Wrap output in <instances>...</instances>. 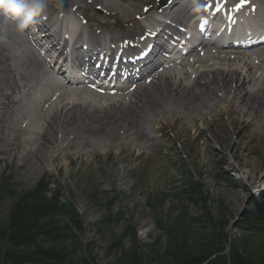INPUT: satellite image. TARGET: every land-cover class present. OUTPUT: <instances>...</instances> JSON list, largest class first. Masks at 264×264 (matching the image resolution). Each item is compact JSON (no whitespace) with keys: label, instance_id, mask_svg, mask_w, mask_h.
I'll use <instances>...</instances> for the list:
<instances>
[{"label":"rangeland","instance_id":"obj_1","mask_svg":"<svg viewBox=\"0 0 264 264\" xmlns=\"http://www.w3.org/2000/svg\"><path fill=\"white\" fill-rule=\"evenodd\" d=\"M17 77L0 73V119L16 110L9 101L20 99ZM222 109L207 123L181 125L179 137L163 131L150 152L84 155L72 145L47 169H40V152L31 153L37 140H23L24 133L5 140L2 129L10 126L0 120V225H9L17 199L39 184L60 208L30 244L5 243L9 257L0 264H179L227 257L233 248L264 263V222L246 220L264 198V136L257 137L255 122L245 128L236 109L226 111L229 118ZM198 186L204 201L194 194Z\"/></svg>","mask_w":264,"mask_h":264},{"label":"bare ground","instance_id":"obj_2","mask_svg":"<svg viewBox=\"0 0 264 264\" xmlns=\"http://www.w3.org/2000/svg\"><path fill=\"white\" fill-rule=\"evenodd\" d=\"M54 1L46 0V8L52 11L68 10L69 4L79 10L82 7L88 8L92 3L96 6H105V10L113 8L125 21H128L132 14L130 10H137L133 6L144 0H59L58 4ZM186 2L188 0H175L164 11L165 15L177 23L189 24L194 9ZM53 4L54 7H52ZM66 14L69 13L64 12L62 16ZM153 15L154 13H151L149 17L142 20L143 27L155 24ZM258 15L261 19L263 18L264 8ZM62 16L50 14L44 18L43 21L47 24L48 30L43 33L44 38L41 39V43L55 42L62 27H58L56 36L51 35V28L54 21ZM1 35L9 40L7 43L13 41V37L8 32L3 31ZM90 41L92 46H95L102 40L95 39L91 35ZM129 41L134 42L133 39ZM10 50L8 44L0 43V64L5 65L6 68L0 70V73L19 71L21 67L16 55L9 53ZM206 54L207 58L199 61L203 65L197 67L195 70L197 74L191 69L187 70L188 66L181 67L183 70L175 68L161 76L151 86L152 88H145L141 92L112 100L107 97L101 100L91 94L78 93L69 84L62 83L60 74L55 73L53 68H46L42 58L40 59V84L48 91L43 96L41 91L39 100L29 104L28 108L23 101H18L17 113L9 112L7 118L0 119L10 126V128L2 129L5 133H9L5 140H21L18 139L21 133L29 136L23 140H37L39 146L31 150V153L40 152V169H47L46 164L52 167L55 160L60 155H66L67 149L72 145L78 147L77 154L84 153V155L110 149H119L122 155L126 149L150 152L157 146L155 140L163 137V131L172 138L175 135L179 137L181 125L194 127L197 121L202 124L207 123L212 120L214 112L220 108H223L222 111L228 118L230 115H227L226 111L230 113L236 109L235 115L247 118L243 119L245 128L251 127L248 121L255 122V126L258 125L255 129L257 137L264 136V51H258L255 54L258 56V67L252 63L253 54L231 53L226 54L223 59L212 55L211 51ZM18 59L35 63L28 51L21 54ZM35 60L38 61V59ZM237 61L240 63H235ZM119 64L127 66L125 62ZM194 75H196L194 82L183 83L186 76L194 78ZM20 78H23L22 74ZM3 97L6 98V96ZM9 103L15 105L11 101ZM36 112H40V116ZM9 117H12V123L7 122ZM14 117H16L15 120H13ZM23 120L27 123L26 127L18 128ZM39 120L38 125L36 121ZM260 120L263 123H259ZM238 121L239 119H235L233 124H237ZM22 127H24L23 123ZM160 132L161 135H159ZM207 132L204 131V133ZM220 162L224 163V159H220Z\"/></svg>","mask_w":264,"mask_h":264},{"label":"trees","instance_id":"obj_3","mask_svg":"<svg viewBox=\"0 0 264 264\" xmlns=\"http://www.w3.org/2000/svg\"><path fill=\"white\" fill-rule=\"evenodd\" d=\"M42 187L43 185L39 184L33 192L20 196L13 206L9 225H0V262L4 256L9 257V252L3 251L5 243L15 248L25 247L32 241L34 232H42V222L51 217L56 210L60 211L58 197L56 199L50 197L49 199L48 190ZM194 194L201 201L206 200L200 186H198ZM1 203L0 198V205ZM61 207H64V205H61ZM246 220L264 222V198L259 204H254ZM228 255L227 257L220 256L221 258H218V256L215 258L207 256L193 257L185 259L179 264H264L244 257L236 252L235 248L229 251ZM28 262H30L28 259L20 261L21 264H27Z\"/></svg>","mask_w":264,"mask_h":264},{"label":"clouds","instance_id":"obj_4","mask_svg":"<svg viewBox=\"0 0 264 264\" xmlns=\"http://www.w3.org/2000/svg\"><path fill=\"white\" fill-rule=\"evenodd\" d=\"M46 6V0H0V30H23Z\"/></svg>","mask_w":264,"mask_h":264},{"label":"snow or ice","instance_id":"obj_5","mask_svg":"<svg viewBox=\"0 0 264 264\" xmlns=\"http://www.w3.org/2000/svg\"><path fill=\"white\" fill-rule=\"evenodd\" d=\"M247 3H248V0H241L240 4L237 5V10H239L240 7L245 6ZM217 10H219V9H217ZM254 10H255V9L253 8V11H254ZM204 23H207V21H204Z\"/></svg>","mask_w":264,"mask_h":264}]
</instances>
